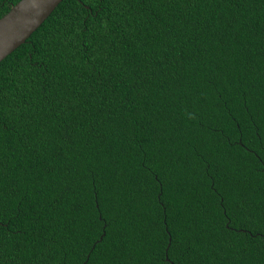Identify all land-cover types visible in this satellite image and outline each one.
I'll return each instance as SVG.
<instances>
[{
	"label": "trees",
	"instance_id": "16d2710c",
	"mask_svg": "<svg viewBox=\"0 0 264 264\" xmlns=\"http://www.w3.org/2000/svg\"><path fill=\"white\" fill-rule=\"evenodd\" d=\"M0 264H264V0H63L0 63Z\"/></svg>",
	"mask_w": 264,
	"mask_h": 264
},
{
	"label": "water",
	"instance_id": "95a60500",
	"mask_svg": "<svg viewBox=\"0 0 264 264\" xmlns=\"http://www.w3.org/2000/svg\"><path fill=\"white\" fill-rule=\"evenodd\" d=\"M63 0H21L0 19V63L46 21Z\"/></svg>",
	"mask_w": 264,
	"mask_h": 264
}]
</instances>
